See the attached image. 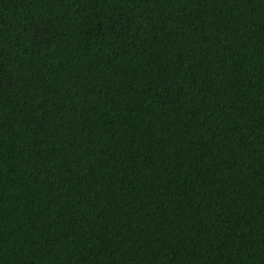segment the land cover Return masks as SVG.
<instances>
[{
    "label": "trees",
    "instance_id": "trees-1",
    "mask_svg": "<svg viewBox=\"0 0 264 264\" xmlns=\"http://www.w3.org/2000/svg\"><path fill=\"white\" fill-rule=\"evenodd\" d=\"M0 264H264V0H0Z\"/></svg>",
    "mask_w": 264,
    "mask_h": 264
}]
</instances>
